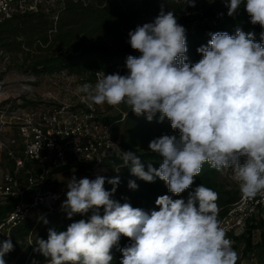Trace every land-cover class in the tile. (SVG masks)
Returning <instances> with one entry per match:
<instances>
[{
  "label": "clouds",
  "instance_id": "obj_1",
  "mask_svg": "<svg viewBox=\"0 0 264 264\" xmlns=\"http://www.w3.org/2000/svg\"><path fill=\"white\" fill-rule=\"evenodd\" d=\"M185 3L195 7L196 0ZM242 4L250 22L261 27V42L240 28L234 35L210 33L207 45L197 48L202 58L192 64L186 29L162 3L153 22L128 33L127 42L141 55L127 57V74L100 71L94 85L77 88L90 108L123 104L149 122L166 118L178 133L150 141L149 150L160 157L158 168L149 163L145 170L136 152L122 151L123 167L132 176L149 183L158 178L180 196L207 163L219 172L230 169L246 197L264 196V0H225L227 15L235 16ZM119 184L118 175L67 181L61 210L69 220L87 219L72 222L66 231L49 228L46 240H36L34 251L46 264H111L113 248L122 253L120 264H237L213 189L200 184L187 200L159 196V210L149 214L113 199ZM138 187L128 181L129 189ZM121 236L132 243L120 248ZM13 250L10 238L0 241V264Z\"/></svg>",
  "mask_w": 264,
  "mask_h": 264
},
{
  "label": "trees",
  "instance_id": "obj_2",
  "mask_svg": "<svg viewBox=\"0 0 264 264\" xmlns=\"http://www.w3.org/2000/svg\"><path fill=\"white\" fill-rule=\"evenodd\" d=\"M162 3L165 11H174L178 23L186 29V55L188 62L192 64L202 58L197 48L207 45L210 33L228 32L234 35L236 29L240 28L245 32H254L255 40L261 42L262 29L258 24L250 22L243 4L238 13L230 17L227 15L225 2L219 3L216 0H196L195 7L187 6L185 0H90L85 5L67 1L55 25L48 16L42 14L14 16L0 22V47L11 54L19 51L23 53L20 62L12 59L13 68L26 74L37 76L65 71L68 75L77 76L85 84L94 81L96 71L112 74L115 66L122 65V75H125L127 57L141 55L127 42L129 31L138 25L153 22ZM101 119L110 125L112 137L119 141L121 151L136 152L145 170L149 163L157 168L160 164V157L149 150L150 141L165 134L178 135L166 118L163 122H158L157 116L149 122L144 116H136L123 104L118 107L108 106ZM104 164L110 170L119 168L120 184L113 199L121 203L128 202L134 208L143 209L149 214L153 210H159V206L155 204L159 196L169 195L173 199L187 200L189 192L200 184L212 187L218 194L217 211H222L235 201L240 193V189L221 191L217 182L213 181V177L220 172L207 163L200 175L194 178L191 188L180 196L171 194L165 183L158 178L149 183L132 176L129 169L123 167L120 156L109 157ZM114 176L116 175L112 173L104 175L107 178ZM206 179L212 185H208ZM129 180H135L138 189H129ZM111 188L112 185L106 182L105 189ZM67 191L68 188L61 193L58 210L24 218L11 229L14 250L5 255L6 264H27L32 259L37 263H45V257L34 251L36 240H46L49 228H54L57 232L66 231L72 222L87 219V216L80 215L67 219L66 213L61 210ZM6 209L0 208V215ZM44 220L48 223L45 224ZM130 243L132 241L129 238L121 236L119 247L123 248ZM112 255L111 264H120L122 253L113 248Z\"/></svg>",
  "mask_w": 264,
  "mask_h": 264
},
{
  "label": "built area",
  "instance_id": "obj_3",
  "mask_svg": "<svg viewBox=\"0 0 264 264\" xmlns=\"http://www.w3.org/2000/svg\"><path fill=\"white\" fill-rule=\"evenodd\" d=\"M67 1L85 5L90 0H0V22L14 16L42 14L55 25ZM12 65L11 54L0 47V163L5 164L0 177V208H7L0 215V241L11 239V229L24 218L60 208L65 189L53 184L55 174L80 168L89 179L109 173L119 176L120 172L115 171L118 167L110 170L104 162L123 154L110 125L101 119L105 112L99 105L90 108L81 98L82 93L72 104L57 100L50 92L46 94L50 105L39 104L35 96L29 95L31 78L24 81L10 76L11 72L23 78L29 74L10 68ZM122 70L123 66L117 65L113 73L122 75ZM60 74L76 79V88L84 84L77 76L65 71ZM261 216L264 196L248 198L240 191L218 219L229 238L243 234L247 223ZM32 263L37 262L32 259ZM237 264H264V246L259 260L238 259Z\"/></svg>",
  "mask_w": 264,
  "mask_h": 264
},
{
  "label": "rangeland",
  "instance_id": "obj_4",
  "mask_svg": "<svg viewBox=\"0 0 264 264\" xmlns=\"http://www.w3.org/2000/svg\"><path fill=\"white\" fill-rule=\"evenodd\" d=\"M11 54V53H10ZM23 53L21 51L12 53V59L14 61L20 62V58H22ZM14 56V57H13ZM13 63V60H12ZM10 68H13V65L10 66ZM15 69V68H13ZM11 77H16L18 79H27L31 78L32 81L28 82L31 86V92L29 95L36 97V102L39 104H44L46 106L50 105V99L46 98V94L50 92L51 94L57 98L59 101H64L68 103H76L77 96H81L82 94L77 93V82L76 79L73 80L72 78H65L60 73H46L43 75H32L29 74L28 76L24 75V78L22 75L18 73H10ZM44 99V100H43ZM36 102H29L36 103ZM109 105H99V109L102 112H106L107 107ZM83 169H66L63 171L58 172L54 175L53 184L59 185L63 187L64 189H67V181L71 179L73 176L77 180L81 178H85L86 173L83 172ZM207 184H211V181H207ZM213 181L217 182V187L221 189V191H232V190H238L239 186L236 183V181L233 178V174H231L230 169H226L222 172H220L216 177H213ZM212 185V184H211ZM212 188V187H210ZM214 188V187H213ZM225 209V208H224ZM223 209V210H224ZM222 211L218 210V216L222 214ZM229 239L233 242V249L238 254V259H249L250 257L257 258L259 260L261 256V251L264 246V216H261L259 218H254L251 221H249L246 225L245 232L239 236H231ZM27 264H34L32 263V260ZM35 264H42V263H35Z\"/></svg>",
  "mask_w": 264,
  "mask_h": 264
},
{
  "label": "crops",
  "instance_id": "obj_5",
  "mask_svg": "<svg viewBox=\"0 0 264 264\" xmlns=\"http://www.w3.org/2000/svg\"><path fill=\"white\" fill-rule=\"evenodd\" d=\"M5 168V164L0 163V177L2 175L3 169ZM6 212V211H5Z\"/></svg>",
  "mask_w": 264,
  "mask_h": 264
},
{
  "label": "bare ground",
  "instance_id": "obj_6",
  "mask_svg": "<svg viewBox=\"0 0 264 264\" xmlns=\"http://www.w3.org/2000/svg\"><path fill=\"white\" fill-rule=\"evenodd\" d=\"M42 264H46V262L45 263H42Z\"/></svg>",
  "mask_w": 264,
  "mask_h": 264
}]
</instances>
